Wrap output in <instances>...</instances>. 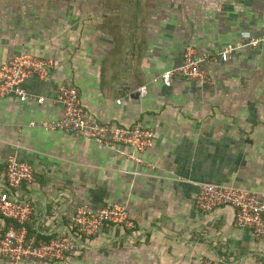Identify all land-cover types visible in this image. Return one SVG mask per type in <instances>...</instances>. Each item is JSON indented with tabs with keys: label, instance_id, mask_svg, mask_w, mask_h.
I'll return each instance as SVG.
<instances>
[{
	"label": "crops",
	"instance_id": "1",
	"mask_svg": "<svg viewBox=\"0 0 264 264\" xmlns=\"http://www.w3.org/2000/svg\"><path fill=\"white\" fill-rule=\"evenodd\" d=\"M172 2L148 22L142 57L131 49L107 63L116 42L102 29L101 4L96 15L73 0H0V68L20 54L55 62L48 79L24 84L43 104L0 97V192L15 156L34 169L25 195L41 234H60L75 205L126 207L134 228L110 225L89 238L87 264H264V239L237 227L232 208L196 207L201 184L264 195V44L211 64L206 82L154 81L188 47L216 54L264 37V0ZM63 84L78 88L96 120L153 130L144 163L31 126L63 117Z\"/></svg>",
	"mask_w": 264,
	"mask_h": 264
},
{
	"label": "built area",
	"instance_id": "2",
	"mask_svg": "<svg viewBox=\"0 0 264 264\" xmlns=\"http://www.w3.org/2000/svg\"><path fill=\"white\" fill-rule=\"evenodd\" d=\"M263 44L264 37H253L243 44H229L216 54L188 47L184 62L163 72L154 81L162 82L168 87L176 79L206 82L211 64L226 63L241 50L255 49ZM54 68L55 62L52 59L33 54H20L12 58L0 68V97H14L21 102L37 101L43 104L46 98L29 92L24 84L33 78L48 79ZM146 90V87H142L141 94H146ZM55 102L63 106V117L39 124L33 122L31 126L41 127L47 132L61 131L75 137L87 138L108 150L127 156L137 164L144 163L142 154L154 145L155 132L142 125L126 127L96 120L83 106L79 90L74 85L63 84ZM34 177L35 172L30 164L20 162L15 156L8 158L6 181L0 192V214L15 221L16 225L5 231L4 225L0 224V258H6L13 263L27 259H59L71 250L67 239L40 244H36L35 239H28L26 224L31 221L34 208L32 199L25 193L34 182ZM196 207L204 213H211L220 207H230L235 211L237 227L251 230L255 237L264 239V195L245 188L201 184ZM71 218L73 226L70 229L81 240L110 225L134 228L127 208L119 205L111 204L95 213L79 208L71 214ZM70 229L68 232L72 236Z\"/></svg>",
	"mask_w": 264,
	"mask_h": 264
},
{
	"label": "trees",
	"instance_id": "3",
	"mask_svg": "<svg viewBox=\"0 0 264 264\" xmlns=\"http://www.w3.org/2000/svg\"><path fill=\"white\" fill-rule=\"evenodd\" d=\"M105 11V22L102 29L115 39L116 46L107 57L108 61L116 59L123 52L133 49L142 57L147 47V25L153 13L148 0H99ZM173 85V84H172ZM0 224L7 231L16 222L0 214ZM18 225V224H17ZM28 239L35 236L36 244L51 243L60 235L41 234L35 228L34 217L26 224Z\"/></svg>",
	"mask_w": 264,
	"mask_h": 264
},
{
	"label": "rangeland",
	"instance_id": "4",
	"mask_svg": "<svg viewBox=\"0 0 264 264\" xmlns=\"http://www.w3.org/2000/svg\"><path fill=\"white\" fill-rule=\"evenodd\" d=\"M65 1V0H63ZM75 4L83 6H92L94 11L96 12V15L100 14V1L99 0H73ZM150 4H152L153 11L152 13L156 11V15L159 16V19H163V12L165 7H168L170 3H173L172 0H148ZM153 16V15H152ZM152 19V17H151ZM150 19V20H151ZM82 208V209H87V212H98L101 209H97L95 207L89 206V205H75L72 209H70L68 212L66 211L65 213H68V217L70 218V223L69 224H64V228L59 231L60 237L58 239L64 240L67 239L68 242H70V252L69 253H64V257L56 259L53 258V260H34V259H27L25 261H21L20 263H13L10 260H7L6 258H0V264H87V258L90 256L89 255V250H87V243L88 239L91 238L93 241L96 240V238L99 235V232L96 234H93L91 236H87L81 238L76 236L75 233L70 229L73 226L71 214L76 211L77 209ZM105 208V207H104ZM103 209V208H102ZM65 217L64 219H66ZM65 223V222H64ZM65 229V231H64ZM70 229L72 236L68 232ZM104 229V228H103ZM102 231V230H101ZM58 235V233H57ZM35 239V236L32 238ZM36 240V239H35ZM98 240V239H97ZM68 252V251H66Z\"/></svg>",
	"mask_w": 264,
	"mask_h": 264
}]
</instances>
